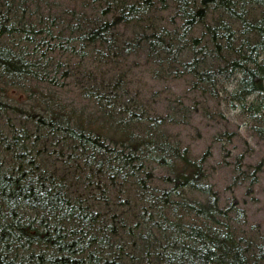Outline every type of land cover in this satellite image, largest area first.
<instances>
[{
    "label": "trees",
    "instance_id": "1",
    "mask_svg": "<svg viewBox=\"0 0 264 264\" xmlns=\"http://www.w3.org/2000/svg\"><path fill=\"white\" fill-rule=\"evenodd\" d=\"M139 60L264 142V0H0V264H264Z\"/></svg>",
    "mask_w": 264,
    "mask_h": 264
},
{
    "label": "rangeland",
    "instance_id": "2",
    "mask_svg": "<svg viewBox=\"0 0 264 264\" xmlns=\"http://www.w3.org/2000/svg\"><path fill=\"white\" fill-rule=\"evenodd\" d=\"M142 62L133 61L140 66L132 71L138 75L146 97L163 101L158 105L160 111L176 98L185 97L169 131L192 153L208 156L207 173L222 203L235 198L245 214L244 220H239L243 223L240 229L247 235H264V142L249 133L248 119L220 99L205 102L183 78L165 77L163 68L161 71L153 64L142 67ZM217 165L224 166L215 170ZM238 169L244 174L235 179Z\"/></svg>",
    "mask_w": 264,
    "mask_h": 264
},
{
    "label": "bare ground",
    "instance_id": "3",
    "mask_svg": "<svg viewBox=\"0 0 264 264\" xmlns=\"http://www.w3.org/2000/svg\"><path fill=\"white\" fill-rule=\"evenodd\" d=\"M98 17V16H97ZM96 17V18H97ZM156 68V67H155ZM144 95V94H143ZM67 98V96H64V98L63 99H66ZM144 98H147L146 96H144ZM185 99V97H179V98H176L174 101H173V103L171 102L170 103V105L168 106V110L170 111V112H172L173 114H176L177 112H176V110L181 106L180 105V103H183V100ZM66 100H69V98H67ZM62 104V103H61ZM228 107H230L231 109H233V110H235V111H237L239 114H241V112L239 111V110H237V109H235L234 108V106H232V105H227ZM242 115V114H241ZM263 116H264V113L262 114ZM261 115V119H264V117ZM243 116V115H242ZM104 125H106V126H104V127H110L109 125H107L108 124V122H104L103 123ZM248 129L249 130H251L252 128H251V126H248ZM43 130L44 129H41V132H43ZM110 130V129H109ZM250 133V132H249ZM112 136H114V137H117V133L116 132H113V133H110ZM253 136H255L256 138H257V136H256V134H254L253 133ZM188 149H190V147L188 148ZM189 152H191V149L189 150ZM191 154L193 155V156H201V155H203V154H195V153H192L191 152ZM206 157V156H205ZM192 159H195L196 160V158H194V157H191ZM207 159H208V156L206 157V165H207ZM224 165H217L216 167H215V170H218V169H220L221 167H223ZM159 174L161 173V172H159V171H157ZM163 172V171H162ZM243 171L241 170V169H238V172L236 171V174H237V176L235 177V179L238 177H240V176H243V174L244 173H242ZM247 172H248V170H247ZM196 178V182L199 184V185H201V184H203V183H212V181H211V177H209V175H208V173L206 172L205 174H204V177H198V176H196L195 177ZM196 194V193H195ZM234 201H236L237 202V200L234 198L233 199ZM232 200V201H233ZM229 201H231V200H228V202ZM228 202H225V204L226 203H228ZM238 203V202H237ZM242 204H243V202H242ZM239 205V204H238ZM240 207V206H239ZM111 209H114V208H111ZM115 210V209H114ZM117 211V214H123V216H128V211H125V210H120L119 208L116 210ZM124 212V213H123ZM129 212H131V211H129ZM126 213V214H125ZM243 219L244 220V215L243 216H241L240 218H239V220L240 219ZM126 219V218H125ZM128 219H129V217H128ZM130 219H132V218H130ZM127 220V219H126ZM243 224V223H242Z\"/></svg>",
    "mask_w": 264,
    "mask_h": 264
}]
</instances>
